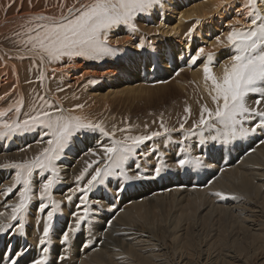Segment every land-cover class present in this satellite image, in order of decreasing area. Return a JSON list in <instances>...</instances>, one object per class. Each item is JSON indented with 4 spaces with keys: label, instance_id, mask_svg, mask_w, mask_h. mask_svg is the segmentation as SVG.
Returning <instances> with one entry per match:
<instances>
[{
    "label": "bare ground",
    "instance_id": "bare-ground-1",
    "mask_svg": "<svg viewBox=\"0 0 264 264\" xmlns=\"http://www.w3.org/2000/svg\"><path fill=\"white\" fill-rule=\"evenodd\" d=\"M45 1L51 7L45 5ZM52 3L54 0H37L36 6L44 8L43 12H38L37 8H32V2H21L20 10L12 12L14 4L7 8L8 3L0 0V36L4 28L14 26L24 17L55 16L58 20L67 16L70 8L79 7L81 0H59L60 5L68 4L60 14ZM244 3L245 0H233L221 8L218 7L220 0H168V7L162 12L137 17L139 32L129 35L123 26L111 32L110 43L121 51L104 61L63 58L42 62L38 56L29 54V45L16 46L9 38L0 39V110L19 103V118L23 119L25 112L33 106L39 108L46 100L52 105L48 109L50 112L59 110L86 116L103 123L110 131L112 122L113 125L120 124L123 113L135 118L137 125L143 123V117L151 119L147 127L128 128L127 133L116 131L114 137L86 133L74 138L57 162L60 182L54 187L52 198L59 203L45 245L50 249L45 254L49 259L60 247L62 231L70 223L74 225L70 213L78 210L80 193L68 201L67 196L72 195L69 189L76 187L75 177L86 167L85 161L94 159L91 155L84 156V151L91 147L100 152L113 138L160 130L161 121H153L151 115L156 113L151 111L150 114V110L153 104L158 106L163 94L190 91L185 101L199 100L203 107L215 110L216 104L203 79L202 64L206 62V53L213 52V74L222 76L221 64L234 54V50L216 46L215 37L221 35L223 39V33L246 30L250 26L251 19L245 13ZM256 6L264 15V3L256 0ZM196 21L200 23L189 41L186 33ZM141 39L145 40V49L137 50L133 45ZM148 41L152 42V47L147 46ZM199 47H204L205 56L193 65L191 56ZM41 72L44 73L43 80L40 79ZM167 76L172 80L161 84ZM38 84L40 86H36ZM257 98L258 94H249L247 100L254 107H264V100L260 105L254 104ZM136 102L143 104L136 105ZM139 107V114L143 110L141 115L135 114ZM172 108L166 109V112L170 110L167 117L178 112L177 107ZM201 109L199 107L195 114H190L185 127H190L192 120L199 118ZM13 118L14 111L6 112L0 120ZM166 121L163 124L175 129L184 122L176 121L172 126ZM42 131L37 129L0 140V224L16 223L8 217L11 206L19 202L22 187L14 185L17 170L8 165L33 159L46 146L48 137L41 139ZM180 138L181 132L175 131L171 141L159 137L143 145L149 156L138 161L141 169L147 167L150 174L155 164L172 165L174 156L182 158L180 145L176 143ZM260 140H264V136L257 134L225 147L222 153L213 151L211 168L177 171L173 167L171 171L165 170L162 179L135 182L122 199L115 200L114 212L105 211L98 217L93 215L82 225L89 246L66 245L64 255L70 257L66 264H264V144L259 143ZM157 145L159 151L152 152ZM185 145L193 148V154H199L195 138L185 141ZM135 163L137 161L130 162L131 165ZM48 175L40 174L38 170L33 174V200L24 221L27 236L19 241L22 249L27 245L30 254L37 258L42 254L39 238L43 235L47 211L51 210L49 205L44 213L37 211L40 203L47 202L39 200L38 191ZM88 178L90 176L86 175L80 184L86 183ZM9 187L13 189L10 194L6 191ZM216 192H221L224 198L216 196ZM97 195L99 193L90 194V199ZM79 211L82 214V208ZM3 245V239H0V249Z\"/></svg>",
    "mask_w": 264,
    "mask_h": 264
},
{
    "label": "snow or ice",
    "instance_id": "snow-or-ice-1",
    "mask_svg": "<svg viewBox=\"0 0 264 264\" xmlns=\"http://www.w3.org/2000/svg\"><path fill=\"white\" fill-rule=\"evenodd\" d=\"M232 2L233 0H220L218 7L228 6ZM261 2L264 3V0ZM13 3L15 0H10L7 8H11ZM167 7L168 0H81L79 7L70 8L69 14L58 20L42 15L31 17V26L27 28V39L24 43L30 45L29 54L38 56L42 62L61 61L63 58H68L69 61L74 58L104 61L106 58L116 57L121 51V48L110 43L111 32L123 26L129 35L137 33L140 31L136 23L137 17L152 14L154 11L162 12ZM244 10L251 19L246 30L228 31L222 34L223 39L221 35L215 37L216 46L234 50V54L221 64L222 76L213 74V52L206 53V62L202 64L205 86L209 89L211 100L216 104L214 111L203 107L199 118L193 119L190 127H185L187 118L179 124V129L169 128L161 123L158 131L124 135L122 139L113 138L110 144L103 145L100 152L91 147L83 152L84 156L91 155L94 159L91 162L85 161L86 167L75 177L76 187L69 189L72 195L67 196L68 201H72L77 192L80 193L79 203L76 205L78 210L70 213L74 218V225L70 223L62 231L59 237L60 247L51 259L45 255L50 251L45 245L59 203L52 198L53 189L60 182L57 162L71 146L74 138L86 133L114 137L116 129L110 131L103 123L86 116L59 110L50 112L48 109L52 105L46 100L39 108L33 106L25 112L23 119L19 118V103L0 110V117H4L6 112L14 111L13 119L0 120V140L37 129L43 130L41 139L48 137L46 146L33 159L8 165L17 170L14 185L22 187L19 190V202L11 206L8 217L9 221L16 223L0 224V239L4 241L3 248L0 249V264H5L6 258L7 264H66L70 259L64 255L66 245L74 244L80 248L89 246L84 238L82 225L93 215L98 217L105 211L114 212L115 200L122 199L127 189L135 186V182L162 179L165 170L171 171L173 167L177 171L211 168L213 151L222 153L225 147L233 146L243 138L257 134L264 136V107H254L247 100L249 94H258L255 105H260L264 100V15L257 8L256 0H245ZM199 23L200 21H196L186 33L189 41L193 39V31ZM145 46L144 39L133 45L137 50H143ZM147 46L152 47V42L148 41ZM202 56H205V49L199 47L191 56V64L195 65ZM43 78L44 73L41 72L40 79ZM40 99L44 100V97ZM188 111L186 108L185 112ZM175 131L181 132V138L176 143L180 145L182 158L174 156L172 165L157 163L150 174L147 167L141 169L138 161L149 156V152L143 150L142 146L159 137H166L171 141ZM192 138H195V147L199 149V154H193V148L185 145V141ZM259 143L264 144V140ZM151 151L158 152L159 145ZM131 161L137 163L131 165ZM37 170L40 174H49L39 185L38 191L39 200L47 202L40 203L37 211L44 213L51 205L43 225V235L39 238V245L42 247L39 258L30 254L31 250L27 245L22 249L19 243L21 238L26 239L27 236L24 221L33 200L32 178ZM86 175L90 178L81 185L80 182L84 181ZM6 191L10 194L13 189L9 187ZM93 193L99 195L90 199V194ZM215 195L224 198L221 192H216ZM13 240L17 243L13 244Z\"/></svg>",
    "mask_w": 264,
    "mask_h": 264
},
{
    "label": "rangeland",
    "instance_id": "rangeland-1",
    "mask_svg": "<svg viewBox=\"0 0 264 264\" xmlns=\"http://www.w3.org/2000/svg\"><path fill=\"white\" fill-rule=\"evenodd\" d=\"M2 2L5 4V3H10V0H2ZM28 3V4H30L31 2L33 3V5H32V8H37L36 10L38 11V12H43V10H44V8L43 7H41V6H36V3H37V0H15V3H13L14 4V6L11 8V11L13 12V11H15V10H17V11H19L20 10V7H19V4L20 3ZM59 2V0H54V3H52L54 6H56L55 8H56V10L58 11V13L60 14V13H62L64 10H65V6L67 7L68 6V4L66 3H64V6H63V3H61V5L63 6V7H61V5H60V3H58ZM45 5H47V6H49V7H51V4L49 3V2H47V1H45ZM43 8V9H42ZM19 9V10H18ZM62 9H63V11H62ZM31 17H33V16H29V17H24L23 19H21L18 23H16L14 26L12 25V27L11 26H9L10 27V29H9V27L8 28H4L3 29V31H1V34H2V36H0V39L1 40H7L8 38L10 39V40H13V42L11 43V44H13V43H15L16 44V46H22L23 44H24V41H26V39H27V28L29 27V26H31L30 25V23H29V19L31 18ZM54 18H55V16H54ZM33 23H35L34 21H33ZM25 31V32H24ZM16 33V34H15ZM14 34V35H13ZM17 41V42H16ZM23 42V43H22ZM22 44V45H21ZM30 46V45H29ZM19 48H21V47H19ZM49 62V61H48ZM149 70V69H148ZM37 77H39L38 76V72H37V75H36ZM170 76H171V74H170ZM187 76L185 75V78H186ZM167 78V79H166ZM165 79H164V83H161V84H166L167 82H170V80H172V78L171 77H166ZM168 78H171V79H168ZM185 80H187L188 81V79L186 78ZM186 81V82H187ZM36 86H40V84H38V85H36ZM169 91V90H168ZM189 93H191L190 91H188ZM187 92V93H188ZM180 93V94H179ZM182 93H184V92H180V91H178V92H173L172 94H169V93H167V94H163L162 96H161V100H160V102L158 101L157 102V107H156V104H153L152 105V107H151V109L152 110H150V114H152V112H155L156 113V115H154V113L151 115V116H153L152 118H153V121L154 120H156V119H158L157 120V123H159L160 121V123H163L166 119H167V121L166 122H170L171 123V125L173 126V125H175V123H176V121H184L185 120V118H187V120L190 118V114H192V113H196V111H197V109H199V107H202L203 108V106H202V104H201V102L199 101V100H187V101H185V99H186V95H187V93L186 94H182ZM181 94H182V98L183 99H181ZM179 95H180V97H179ZM28 96H30V95H28ZM168 96V97H167ZM167 97V98H166ZM174 98H175V100H174ZM176 98H177V101H176ZM37 101V100H36ZM162 101V102H161ZM173 101V102H172ZM175 101V102H174ZM190 102H192V103H190ZM137 103V102H136ZM141 103V102H140ZM140 103H137L136 105H139ZM165 103V104H164ZM169 103V104H168ZM172 103V104H171ZM141 104H143V103H141ZM140 104V105H141ZM164 104V105H163ZM197 104V105H196ZM163 105V106H162ZM199 105V106H198ZM159 106H161V107H159ZM165 106V107H164ZM182 106V107H181ZM188 106H189V111L188 112H185V109L187 108L188 109ZM157 109H156V108ZM172 107H175V109H176V107H177V110H178V112L177 113H175V114H172L171 116H169V117H167V115L169 114V112H170V110L171 109H173ZM161 108V109H160ZM163 108V109H162ZM170 109L169 110V112H166V109ZM139 109H140V107L138 108V110L135 112V114H139ZM141 109H142V107H141ZM159 109V110H158ZM157 110V111H156ZM142 112H143V110H141ZM152 111V112H151ZM191 111V112H190ZM142 112H140L141 114H142ZM161 114H160V113ZM166 112V113H165ZM158 113V114H157ZM163 113H165V114H163ZM124 114V115H123ZM122 115L123 116H121L120 115V118H119V123L120 124H114L113 125V122L110 124L111 125V127H109V128H111V130L113 129V128H115L116 129V131H124L125 130V133H127L128 131H129V129L130 128H132V127H135V126H146V125H150L151 124V119H149L147 116L146 117H143V119H141V121L143 122L142 124H139V125H137V122L135 121L136 119L135 118H131V116L130 115H127L126 113H123ZM134 114V115H135ZM141 114H139V115H141ZM149 114V115H150ZM160 114V115H159ZM163 114V115H162ZM148 115V114H147ZM125 116V117H124ZM128 116V117H127ZM156 116V117H155ZM161 116H163V117H161ZM194 116V115H193ZM192 116V117H193ZM118 117V116H117ZM158 117V118H157ZM160 117V118H159ZM167 117V118H166ZM126 118H129V119H126ZM170 118V120H168ZM147 119V120H146ZM133 120V121H132ZM118 121V120H117ZM146 123H145V122ZM130 122V123H129ZM173 122V123H172ZM115 123V122H114ZM129 124H131V125H129ZM118 125H119V127L121 128H119L118 127ZM127 128V129H126ZM129 128V129H128ZM123 129V130H122ZM115 131V132H116ZM35 153V152H34Z\"/></svg>",
    "mask_w": 264,
    "mask_h": 264
}]
</instances>
